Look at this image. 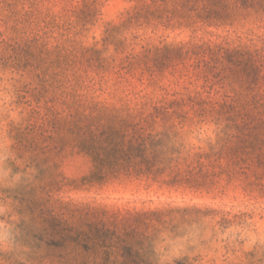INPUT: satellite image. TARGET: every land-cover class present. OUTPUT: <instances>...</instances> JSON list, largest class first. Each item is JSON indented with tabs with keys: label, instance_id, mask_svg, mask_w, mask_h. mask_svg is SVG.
Listing matches in <instances>:
<instances>
[{
	"label": "rangeland",
	"instance_id": "rangeland-1",
	"mask_svg": "<svg viewBox=\"0 0 264 264\" xmlns=\"http://www.w3.org/2000/svg\"><path fill=\"white\" fill-rule=\"evenodd\" d=\"M186 6L0 0V264H264V22Z\"/></svg>",
	"mask_w": 264,
	"mask_h": 264
},
{
	"label": "trees",
	"instance_id": "trees-1",
	"mask_svg": "<svg viewBox=\"0 0 264 264\" xmlns=\"http://www.w3.org/2000/svg\"><path fill=\"white\" fill-rule=\"evenodd\" d=\"M192 1H194V3L190 5ZM186 4L189 11L195 14L197 13L199 16L205 12L204 19L213 16V19L223 20L236 15L237 12L253 11L257 15L258 20L264 22V0H186ZM198 6H200L201 9H199ZM202 47L201 50H208V48L203 45ZM200 159L201 157L199 156L198 160H196L197 165L194 163L186 165V172L192 175L197 171H202L204 167L208 166V164H203Z\"/></svg>",
	"mask_w": 264,
	"mask_h": 264
}]
</instances>
